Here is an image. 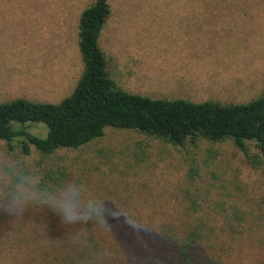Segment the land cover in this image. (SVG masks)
Wrapping results in <instances>:
<instances>
[{"label": "rangeland", "instance_id": "1", "mask_svg": "<svg viewBox=\"0 0 264 264\" xmlns=\"http://www.w3.org/2000/svg\"><path fill=\"white\" fill-rule=\"evenodd\" d=\"M93 2L0 0V103L17 98L60 103L71 95L84 69L79 19ZM213 3L218 5L211 8L219 11L199 15L195 21L202 30L190 39L182 30L188 21L179 12L183 7L165 0H111L100 45L118 86L152 98L196 102H246L264 92V0ZM183 63L189 67H181ZM30 130L46 133L42 126ZM251 152L258 153L254 144ZM3 153L26 156L49 182L50 173L59 178L64 173L61 181H82L107 198L108 208L122 209L109 214L103 227L101 241L110 247L117 245L112 229H154L188 206L210 211L216 219L234 207L253 211L264 226V159L253 166L230 140L180 147L135 130L108 127L103 137L80 149L43 155L33 148L25 155L0 140ZM49 210L29 207L18 218L0 213V264H34L43 246L54 241L35 215ZM51 222L73 229L82 225ZM145 238L139 233V239ZM261 249L253 258L231 264H264ZM104 251L88 252L85 256L95 257L88 262L78 253L68 259L52 252L43 262L118 264L107 254L115 251Z\"/></svg>", "mask_w": 264, "mask_h": 264}, {"label": "trees", "instance_id": "2", "mask_svg": "<svg viewBox=\"0 0 264 264\" xmlns=\"http://www.w3.org/2000/svg\"><path fill=\"white\" fill-rule=\"evenodd\" d=\"M111 11V0H94L80 15L78 43L84 69L71 95L60 103L26 98L0 103V140L25 155L33 148L51 155L80 149L103 137L108 127L130 129L180 147L230 140L253 166H259L264 159V92L246 102L221 103L157 99L123 90L113 78L100 45ZM32 126H42L46 133H36L30 130ZM252 144L258 153L251 152ZM62 176L50 173L47 177L57 183L65 174ZM199 208L188 206L173 216V221L150 230L137 226L111 228L117 244L111 247L101 241L106 232L103 227L89 223L78 229L68 228L51 222H62L51 210L36 212V220L46 223L54 241L43 246L45 250L34 257V264H44L52 252L68 259H73V252L78 253L88 262L95 258L85 256L88 252L103 254L104 247L116 252L107 254L118 264H231L241 262L244 256L253 258L258 249L264 248V226L253 211L247 214L234 207L231 214L221 213L222 218L216 219L212 212H199ZM77 232L87 233V241L73 244L69 238ZM139 233L146 238L139 239Z\"/></svg>", "mask_w": 264, "mask_h": 264}, {"label": "clouds", "instance_id": "3", "mask_svg": "<svg viewBox=\"0 0 264 264\" xmlns=\"http://www.w3.org/2000/svg\"><path fill=\"white\" fill-rule=\"evenodd\" d=\"M33 206L50 209L67 225L95 224L104 227L109 214L122 209L107 207V198L92 193L76 179L52 183L24 155L0 154V213L18 218ZM180 238V237H177ZM73 244L86 242L88 235L77 232L70 236Z\"/></svg>", "mask_w": 264, "mask_h": 264}, {"label": "crops", "instance_id": "4", "mask_svg": "<svg viewBox=\"0 0 264 264\" xmlns=\"http://www.w3.org/2000/svg\"><path fill=\"white\" fill-rule=\"evenodd\" d=\"M218 0H165V2H171L170 5L172 6H180L183 7L182 9L179 10V12L183 13L185 16L188 17V21L185 24L184 29H182L184 32H186L188 34V37L191 39V37L193 35H195V33H198L199 31H201V24L199 22H196V18L199 17V15H203L205 13L208 12H218L219 10L211 8L214 6H217L218 4L213 3V2H217ZM220 1V0H219ZM222 1V0H221ZM203 2H206L208 4H201ZM202 5V9H196L197 6ZM205 5H209L208 7H204ZM223 5V4H221ZM192 65V64H191ZM181 67H189V65L187 63H183L182 65H180ZM157 78H162L160 76H156ZM178 76H174L171 77L176 78ZM165 79L168 77H164ZM176 79H181L176 78ZM194 79V78H193Z\"/></svg>", "mask_w": 264, "mask_h": 264}]
</instances>
